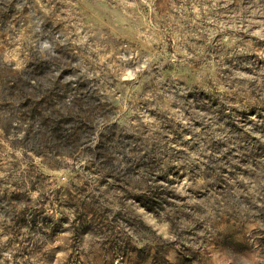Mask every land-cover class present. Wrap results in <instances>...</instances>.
<instances>
[{"label": "rangeland", "instance_id": "rangeland-1", "mask_svg": "<svg viewBox=\"0 0 264 264\" xmlns=\"http://www.w3.org/2000/svg\"><path fill=\"white\" fill-rule=\"evenodd\" d=\"M0 264H264V0H0Z\"/></svg>", "mask_w": 264, "mask_h": 264}]
</instances>
